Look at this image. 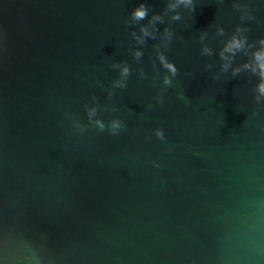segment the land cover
<instances>
[{
	"label": "water",
	"instance_id": "obj_1",
	"mask_svg": "<svg viewBox=\"0 0 264 264\" xmlns=\"http://www.w3.org/2000/svg\"><path fill=\"white\" fill-rule=\"evenodd\" d=\"M262 39L264 0H0V264H264Z\"/></svg>",
	"mask_w": 264,
	"mask_h": 264
},
{
	"label": "clouds",
	"instance_id": "obj_2",
	"mask_svg": "<svg viewBox=\"0 0 264 264\" xmlns=\"http://www.w3.org/2000/svg\"><path fill=\"white\" fill-rule=\"evenodd\" d=\"M179 3H184L185 5H188V4H193L194 3V0H178ZM176 5H170V7L172 8H175ZM193 10H194V7H193ZM147 16V8L141 4L139 5L133 12H132V17L133 19L135 20H142L144 19L145 17ZM179 16L176 15L173 17V19H178ZM161 17L159 16H154L153 17V20H160ZM243 30L240 29V28H237L236 30V34H234L232 36V38L230 40H228L226 43H225V46L223 48V50L221 51L220 53V56H221V59H230V57H226L225 56V53H231L232 56H234L236 54L237 51H240L242 49L245 48L246 44H247V38L244 37L243 35H240V33L242 32ZM221 34L223 32V30L221 29L220 30ZM134 36H136V34L134 33L133 34ZM145 37H152V33H150L146 28H144L143 26L141 27V35L139 36H136V39L139 43H143L144 42V38ZM260 45L262 47H260L259 49H257L254 53H253V59H254V65H249V64H245L244 67L246 68H251V70L255 73V72H258L260 77H261V83L257 86V90L258 92L261 94V95H264V39L260 40L259 41ZM204 52L205 53H208L210 54V49L208 48H205L204 49ZM142 53L137 51L135 53V55L137 57H139ZM160 60L161 62L164 64V66L168 69H170L173 73H175V67L169 63V62H166L165 60V57L163 55H161L160 57ZM229 67L228 64H224L223 65V68L224 70H227V68ZM129 69L127 68V66H125L123 69H122V75H126L128 73ZM239 69H235L234 70V73L235 72H238ZM165 83H169L168 79L166 78L165 79ZM120 86V85H118ZM95 112V110H91V112L89 113V115H93ZM101 127H103V125L101 124L100 125ZM113 128H118L119 127V123L118 122H113Z\"/></svg>",
	"mask_w": 264,
	"mask_h": 264
}]
</instances>
